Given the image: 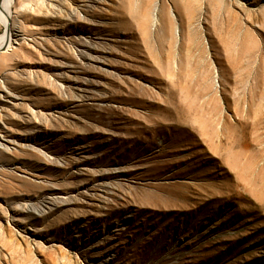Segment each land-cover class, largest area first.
I'll return each mask as SVG.
<instances>
[{"label":"rangeland","instance_id":"obj_1","mask_svg":"<svg viewBox=\"0 0 264 264\" xmlns=\"http://www.w3.org/2000/svg\"><path fill=\"white\" fill-rule=\"evenodd\" d=\"M11 9L0 264H264V0Z\"/></svg>","mask_w":264,"mask_h":264},{"label":"bare ground","instance_id":"obj_2","mask_svg":"<svg viewBox=\"0 0 264 264\" xmlns=\"http://www.w3.org/2000/svg\"><path fill=\"white\" fill-rule=\"evenodd\" d=\"M15 0H3L2 2V22L7 27V30L0 34V53L11 50L16 43L15 37L11 34V18H12V5Z\"/></svg>","mask_w":264,"mask_h":264}]
</instances>
